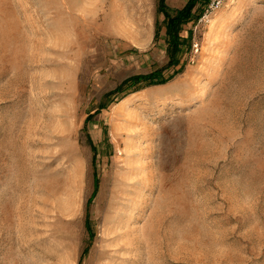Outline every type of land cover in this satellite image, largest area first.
Returning <instances> with one entry per match:
<instances>
[{
    "label": "rangeland",
    "instance_id": "374dc122",
    "mask_svg": "<svg viewBox=\"0 0 264 264\" xmlns=\"http://www.w3.org/2000/svg\"><path fill=\"white\" fill-rule=\"evenodd\" d=\"M220 1L166 68L157 0H0V264H264V0Z\"/></svg>",
    "mask_w": 264,
    "mask_h": 264
},
{
    "label": "trees",
    "instance_id": "16d2710c",
    "mask_svg": "<svg viewBox=\"0 0 264 264\" xmlns=\"http://www.w3.org/2000/svg\"><path fill=\"white\" fill-rule=\"evenodd\" d=\"M206 4L204 0H187L184 6L180 9L169 10L165 4V0H157L156 13L157 15L163 16V27L165 29V43H166V55H167V64L166 68H176L180 63V57L182 54V47L185 43V40L180 36L182 27L185 24L190 23L192 20H198L202 13L203 7ZM200 7L201 10L198 14H195ZM155 33L154 40L157 38L159 33V26L155 24ZM180 73V70L173 71V73L167 77L163 76V69H157L151 71L148 74L144 75H134L123 80L113 91H111L106 97L113 95H123L127 91L134 90L136 87H150L164 85L170 81L174 76ZM104 105H100L99 111L104 109ZM91 150L94 152L95 148L91 146ZM97 191V180L94 174L93 178V191L91 196L87 201V206L91 203ZM85 228L89 235V238L92 237V232L89 227L88 216L85 218ZM87 249L83 250V255L86 253Z\"/></svg>",
    "mask_w": 264,
    "mask_h": 264
},
{
    "label": "built area",
    "instance_id": "2783aa9c",
    "mask_svg": "<svg viewBox=\"0 0 264 264\" xmlns=\"http://www.w3.org/2000/svg\"><path fill=\"white\" fill-rule=\"evenodd\" d=\"M208 4H207L208 8L204 10L205 12H203L204 14H202V18L207 17L209 14L212 13V11L217 9L220 6L221 1L220 0H208Z\"/></svg>",
    "mask_w": 264,
    "mask_h": 264
},
{
    "label": "bare ground",
    "instance_id": "6f19581e",
    "mask_svg": "<svg viewBox=\"0 0 264 264\" xmlns=\"http://www.w3.org/2000/svg\"><path fill=\"white\" fill-rule=\"evenodd\" d=\"M78 156H80V155H78ZM83 157H84V156H83ZM83 157H82V158H83ZM140 169H142V168H140ZM129 172H130V170H129ZM123 173H124V172H123ZM132 174H133V173H132ZM128 177H129V176H128ZM115 179H116L115 181H117V178H115ZM132 179H133V178H132ZM125 181H126V180H125ZM122 182H124V180H123ZM127 183H129V182L127 181ZM127 183H126V184H127ZM118 184H120V183H118ZM123 185H124V184H123ZM114 186H115V185H114ZM114 186H113V187H114ZM119 186H120V188H121V185H119ZM127 186H128V185H127ZM122 187H123V186H122ZM113 189H115V188H113ZM123 189H124V187H123ZM117 191H118V190H117ZM120 191H121V190H120ZM113 194H115V193H113ZM113 205H114V204H113ZM111 206H112V205H111ZM113 207H114V206H113ZM114 209H115V208H114Z\"/></svg>",
    "mask_w": 264,
    "mask_h": 264
}]
</instances>
